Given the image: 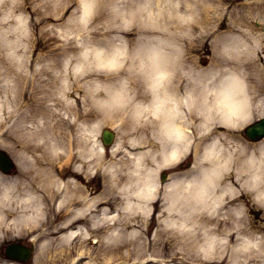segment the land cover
<instances>
[{"label": "clouds", "instance_id": "clouds-1", "mask_svg": "<svg viewBox=\"0 0 264 264\" xmlns=\"http://www.w3.org/2000/svg\"><path fill=\"white\" fill-rule=\"evenodd\" d=\"M0 150V264H264V0H0Z\"/></svg>", "mask_w": 264, "mask_h": 264}, {"label": "water", "instance_id": "water-1", "mask_svg": "<svg viewBox=\"0 0 264 264\" xmlns=\"http://www.w3.org/2000/svg\"><path fill=\"white\" fill-rule=\"evenodd\" d=\"M256 128V129H255ZM255 129V132L256 133H260V128L257 126V127H254L253 130ZM4 159L8 161L7 157L3 154L0 153V166L3 167L2 165H4ZM10 251L14 254V256L16 257H19V258H26L27 257V254L25 252V250L22 248V247H18V246H13Z\"/></svg>", "mask_w": 264, "mask_h": 264}]
</instances>
